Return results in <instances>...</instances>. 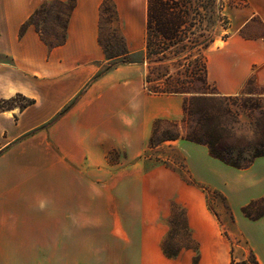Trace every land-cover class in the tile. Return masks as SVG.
I'll list each match as a JSON object with an SVG mask.
<instances>
[{
	"label": "crops",
	"instance_id": "crops-1",
	"mask_svg": "<svg viewBox=\"0 0 264 264\" xmlns=\"http://www.w3.org/2000/svg\"><path fill=\"white\" fill-rule=\"evenodd\" d=\"M50 1L68 0H0V100L17 94L35 100L21 112L24 118L19 126L8 112L0 111V210L4 217L12 218L18 202L42 201L51 186L50 176L65 177L73 189L78 178L85 186L84 201L90 204L97 200L94 192H107L110 179H115L116 193L138 204L140 182L145 180L143 194L153 211L164 212L162 232L169 217L168 201L181 205L198 245L196 264H232V244L223 240L221 226L198 186L202 185L226 197L235 218L227 228L229 235L243 238L259 264H264V218L249 219L241 210L264 197V156L247 168H236L211 156L207 146L178 138L152 148L158 158L136 161L150 149L157 120H182L185 95L150 93L143 64L119 65L96 77L102 72L96 64L108 61L100 43L104 0H75L61 45L50 47L33 25L23 29L34 12ZM110 1L128 48L138 50L129 28L138 29L139 36L146 34L147 0ZM227 15L232 34L206 49L208 82L221 96L242 93L250 81L264 88V32L250 34L256 24L264 29V0H245ZM50 79L56 87L52 94ZM35 85L37 90L32 88ZM56 96L58 103L49 109ZM41 101L43 108L35 109ZM130 101L140 105L137 111H132ZM125 117H131V122L125 123ZM48 121L52 122L38 129ZM117 149L126 153L129 163L110 177L108 156ZM167 149L173 150L196 184L186 181L180 170L162 164ZM89 211L91 207L84 209L85 216ZM193 256L186 250L170 260L194 264Z\"/></svg>",
	"mask_w": 264,
	"mask_h": 264
},
{
	"label": "rangeland",
	"instance_id": "rangeland-1",
	"mask_svg": "<svg viewBox=\"0 0 264 264\" xmlns=\"http://www.w3.org/2000/svg\"><path fill=\"white\" fill-rule=\"evenodd\" d=\"M216 1H223L226 15L228 10L244 3L243 0ZM109 3L114 5L110 0ZM70 5L71 0L46 2L43 10L34 16L36 28L50 47L63 40ZM120 26L118 14L117 18L110 21L108 12L101 13L100 42L106 51L108 61L96 65L103 71L109 64L115 62L144 61L147 75L149 68L145 51V31L143 36H139L138 29L129 28L132 33V44L138 48L131 51L120 31ZM252 31L250 34L256 36L263 33L264 29L256 24ZM228 32L232 34V31L221 29L218 40ZM127 49L131 54H125ZM205 53L206 49L194 51L184 60L190 63V66L186 64L183 68H178L170 62L171 73L176 76L177 70L181 69L182 79L192 80L188 71L203 68ZM157 67L158 70L164 71L163 66ZM49 83V91L52 94L56 87L52 84L53 80ZM185 87L193 91L185 95L186 103H189L191 96L204 94L203 91L208 92L207 96L211 99L198 101L189 106L186 123L175 125L170 121H161L158 130L151 137L152 142L160 144L167 137L186 140V137L194 136L202 141L210 140L216 143V150L227 160L244 164L252 159L253 154L246 148L249 141L254 140L260 133L264 134V88L253 84L246 89L245 94L238 98H230L214 95L212 86L207 82L196 81L192 84L186 82ZM32 88L37 90L38 85ZM26 98L28 97L25 95L17 94L3 102L0 100V111L8 112L7 115L14 125H22L21 106L27 103ZM58 101L56 96L54 104L50 105L49 109ZM38 107L43 108V101L39 106H35V109ZM12 110L15 111L9 112ZM202 112H206L207 116L201 123L199 116ZM51 122L48 121V124L44 122L40 127H47ZM157 156L154 149L150 148L136 161L155 159ZM161 161L166 166L180 170L185 178L190 177L182 161L174 156L172 149L164 151ZM108 162L111 177L117 168L126 166L129 160L122 149H117L110 153ZM114 180L110 179L106 193L100 195V192L97 194L94 192L92 196L95 195L97 200L90 204L84 201L85 186L78 178L73 189L68 186L65 177L50 176L48 181L51 186L48 187L42 201L18 202L12 211L11 219H6L4 211L0 210V264H182L181 261L176 263L170 259H178L180 253L186 250L192 251L196 264L199 258L198 250L189 249L187 246L192 242L196 245L197 243L192 235L190 238L185 231L184 208L168 201L169 217L166 231L162 232L160 216L164 212L159 208L153 211V204L149 203L143 194L146 181L140 182L142 196L137 204L132 203L128 195L116 193L117 185ZM203 192L207 198L208 208L221 226L223 240L231 245V241L224 234L228 232L227 228L233 222L231 208L226 206L227 199L224 200L221 197L222 193L219 191L220 194H217L214 189ZM89 207L91 211L86 212L85 216L84 209ZM150 212L151 214L154 212V215L148 217ZM232 241L235 243L234 247L232 245L231 257L238 262L249 258L248 243L241 237L233 238ZM164 249L179 254L171 258L164 254Z\"/></svg>",
	"mask_w": 264,
	"mask_h": 264
},
{
	"label": "trees",
	"instance_id": "trees-1",
	"mask_svg": "<svg viewBox=\"0 0 264 264\" xmlns=\"http://www.w3.org/2000/svg\"><path fill=\"white\" fill-rule=\"evenodd\" d=\"M243 4H245V0H243ZM242 4V5H243ZM75 6V0H71V5L69 7V12L67 18L65 20L64 25V36L63 40L54 44L53 46L61 45L65 41L66 30H67V22L71 11ZM45 7V3L42 4L30 17L28 22L23 26L25 29L27 26L33 25L36 28V24L34 21V16L39 14L41 10ZM101 13L108 12L109 20L113 21L117 18V10L114 5L109 3V0H104L101 5ZM224 29L226 31H230V19L228 15L224 13V3L223 1L216 0H147V20H146V39H145V51L146 56L148 58V68L149 72L146 75V86L150 93L153 94H188L192 93L189 88L185 87L187 83H194L196 81L208 82L207 77V67L206 62L203 65L202 69H193L188 71V67L186 70L191 73L190 81H184L181 77V69L177 70V75H173L169 69V63L173 62L174 66L185 67L186 64L190 66V63H186L184 60L192 55V53L196 50L207 49L212 43L218 40L219 31ZM38 33L41 36L39 29L36 28ZM231 34L228 32L223 35L220 39H227ZM42 38V36H41ZM42 40L47 43L43 38ZM101 43V42H100ZM48 44V43H47ZM126 55L131 54L130 50H126ZM175 57V58H174ZM124 64H144V61H122L115 62L109 64L102 72H100L96 77L100 76L104 72L111 70L119 65ZM158 65L163 66L164 71L158 70ZM166 86H163V85ZM210 84V83H209ZM254 82L250 81L244 91L238 95L232 96H222V97H230V98H238L240 95L246 93V89L253 85ZM213 88V87H212ZM214 90V88H213ZM202 95H195L190 97L189 103H186V98L184 101V116L180 121H171L175 125H179L180 123H186L187 120V111L190 109L189 106H193L195 102L198 101H206L211 98L207 96L208 92H204ZM214 95H218L214 90ZM221 96V95H218ZM27 103L21 106L22 110L32 106L35 103L34 99L26 98ZM4 100H1L3 102ZM75 103L73 101L69 104L64 110H62L59 115L61 116L67 110L71 108V106ZM189 107V108H188ZM207 116L206 112H202L199 116V121L202 123ZM162 120H157L154 124V132L158 130L159 123ZM40 128H45L42 126ZM37 129L31 131L27 134V136L34 134ZM179 137H167L163 139L165 140H175ZM186 140L203 144L208 147L211 156L217 158L226 164L234 166L236 168H247L249 167L256 158L264 156V134L260 133L254 140L249 141L247 144V150L251 152L252 159H249L244 164H239L234 161L227 160L222 154H220L216 148L213 141H202L194 136H188L185 138ZM161 141V142H162ZM150 148L156 147L158 144H154L152 142V138L150 139ZM189 183H195L194 180L190 177L185 178ZM200 188L203 191L211 190L205 186H201ZM215 193L220 194L219 191L214 190ZM221 197L226 200V197L221 194ZM226 206L230 209L229 205L226 203ZM262 207V208H261ZM242 213L252 220H257L260 218H264V197L252 200L246 205L242 207ZM255 210H258L256 212ZM231 219L235 221L234 214L232 210ZM184 215V225L185 231L191 238V234L189 231V226L186 218L185 212ZM225 236L231 241L234 247L233 238L229 235L228 232L224 233ZM189 249L198 250V246L192 242L191 245L187 246ZM164 254L168 257H175L179 253H170L166 249H164ZM232 264H259L256 254L253 252L251 248H249V258L237 261L235 258H232Z\"/></svg>",
	"mask_w": 264,
	"mask_h": 264
},
{
	"label": "clouds",
	"instance_id": "clouds-1",
	"mask_svg": "<svg viewBox=\"0 0 264 264\" xmlns=\"http://www.w3.org/2000/svg\"><path fill=\"white\" fill-rule=\"evenodd\" d=\"M130 107L132 111L135 112L139 109L140 105L138 103H132L130 101ZM130 122H131V117H125V123H130Z\"/></svg>",
	"mask_w": 264,
	"mask_h": 264
}]
</instances>
